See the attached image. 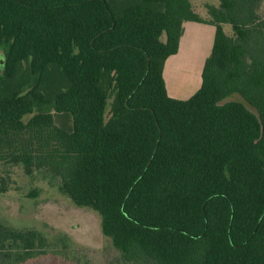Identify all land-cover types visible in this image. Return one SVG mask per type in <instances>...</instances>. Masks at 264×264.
I'll use <instances>...</instances> for the list:
<instances>
[{"label": "trees", "instance_id": "1", "mask_svg": "<svg viewBox=\"0 0 264 264\" xmlns=\"http://www.w3.org/2000/svg\"><path fill=\"white\" fill-rule=\"evenodd\" d=\"M263 3L203 19L189 0H0V194L39 175L99 215L123 264H264ZM184 22L215 31L177 100L162 72ZM53 250L0 219V264Z\"/></svg>", "mask_w": 264, "mask_h": 264}, {"label": "rangeland", "instance_id": "2", "mask_svg": "<svg viewBox=\"0 0 264 264\" xmlns=\"http://www.w3.org/2000/svg\"><path fill=\"white\" fill-rule=\"evenodd\" d=\"M190 2L193 9L205 13L206 18L205 5L217 4V0ZM262 10L264 13V3ZM224 31L231 35L229 25H225ZM2 61L0 51V73ZM167 71L172 73L175 85L181 87V74L175 72L174 66ZM29 117L26 116L24 121ZM11 178V188L0 194V219L17 230H35L54 245L52 253L27 264H123L111 241L102 235L100 217L96 212L76 207L39 175L26 177L20 169H15ZM62 240L67 244L66 249L62 248Z\"/></svg>", "mask_w": 264, "mask_h": 264}, {"label": "crops", "instance_id": "3", "mask_svg": "<svg viewBox=\"0 0 264 264\" xmlns=\"http://www.w3.org/2000/svg\"><path fill=\"white\" fill-rule=\"evenodd\" d=\"M213 5L216 6L217 4ZM193 10L201 18H206L205 13ZM182 26L183 34L179 40L177 53L166 59L162 72L167 95L173 99L178 98L177 100H183L179 97L186 95L190 98L200 88L201 71L206 58L211 52L215 31V28L209 24L184 22ZM224 28L225 25H223V30ZM225 34L229 35L226 32ZM173 66L175 72L181 74V87L175 85L172 73L167 71L168 68Z\"/></svg>", "mask_w": 264, "mask_h": 264}]
</instances>
